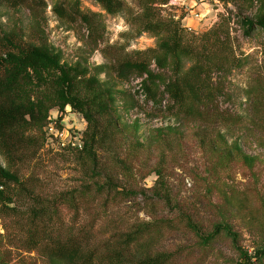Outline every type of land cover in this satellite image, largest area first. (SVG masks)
<instances>
[{
	"label": "rangeland",
	"instance_id": "rangeland-1",
	"mask_svg": "<svg viewBox=\"0 0 264 264\" xmlns=\"http://www.w3.org/2000/svg\"><path fill=\"white\" fill-rule=\"evenodd\" d=\"M57 1L69 12L76 2L0 0V56L51 46L64 64L80 65L87 78L113 88L109 117L118 128L94 161L62 146L81 144L87 129L83 116L70 107L53 109L50 120L62 138L46 127L31 131L34 146L13 158L0 151V165L20 182L4 189L13 199L9 209L0 202V264H51L39 251L26 252L24 243L29 209L40 204L57 211L53 227L63 234L92 228L95 245L144 227L151 230V251L174 253L178 264H245L231 240L221 235L203 245L187 223L192 220L203 234L226 223L250 255L264 249V32L247 36L241 28L242 18L264 13V0H210L211 21L201 32L186 31L163 0H156L151 12L144 11L146 0H121L125 9L117 15L80 0L90 25L76 14L60 19L53 10ZM150 18L178 22L188 45L202 55L198 64L186 61L182 72L194 69L195 82L211 95L202 115L173 108L168 96L157 106L146 99L141 79L123 83L111 70L158 46L151 34H139ZM102 65L108 69L98 73ZM164 78L173 80L175 74L166 71ZM234 145L254 157V165L232 157ZM109 185L120 193L114 199L95 193ZM69 195L74 203L63 201Z\"/></svg>",
	"mask_w": 264,
	"mask_h": 264
},
{
	"label": "trees",
	"instance_id": "trees-1",
	"mask_svg": "<svg viewBox=\"0 0 264 264\" xmlns=\"http://www.w3.org/2000/svg\"><path fill=\"white\" fill-rule=\"evenodd\" d=\"M92 1L98 3L111 15H117L125 9L121 0ZM155 1L146 0L144 11L151 12ZM79 4L80 0H76L72 4V11L69 12L64 3L57 1L53 10L62 20L76 14L81 21L90 25L88 15L80 11ZM241 28L247 36H251L257 29L264 32V13L254 19L242 18ZM141 33H149L157 38L158 46L113 65L111 70L116 78L123 83L133 77L141 79L140 86L146 99L157 106L161 105L163 98L168 96L173 108L177 107L187 115L196 117L202 115L203 109L211 101V95L204 93L203 84L195 82L192 77L194 69L182 75L186 61L198 64L202 56L188 45L183 35L184 29L174 20L150 18L142 23L139 30V34ZM107 69L108 66L102 65L98 68V73L106 72ZM169 70L175 74V79L167 81L164 72ZM87 74L88 70L80 65L64 64L61 54L48 45L1 55L0 151L7 157L13 158L19 152L30 149L34 146L35 140L28 134L33 130L42 131L48 127L51 110L58 109L64 112L70 107L83 116L87 122V129L83 134L81 151L72 148L63 149L87 153L95 161L96 150L103 143H108L111 130L118 128L114 124V119L109 117L115 93L113 88L100 82L97 77L87 78ZM161 87H163L162 91ZM228 153L249 165H254L256 162L254 157L245 155L237 145L231 147ZM12 183L20 184L17 176L0 165V202L3 208L9 209L7 204L13 203V199L4 192L5 187ZM109 187L108 190L100 187L95 193L113 199L120 194L115 192L116 188L112 189V185ZM121 194L131 195L128 192ZM69 197H62L63 201L74 203L75 197L73 195ZM29 211L28 221L25 220L24 224L26 252L39 251L51 264H178L179 262L178 256L174 253L151 251L150 229L139 227L95 245V237L91 235L92 228L81 227L78 232L63 234L60 229L53 227L54 215L57 212L55 209L40 204ZM187 226L203 245H209L223 235L231 240L245 264L264 261V249H258L250 255L240 246L238 233L226 223L218 224L209 234H203L192 220H188Z\"/></svg>",
	"mask_w": 264,
	"mask_h": 264
},
{
	"label": "built area",
	"instance_id": "built-area-1",
	"mask_svg": "<svg viewBox=\"0 0 264 264\" xmlns=\"http://www.w3.org/2000/svg\"><path fill=\"white\" fill-rule=\"evenodd\" d=\"M167 7H170V10L174 13L173 18L179 21L182 27L189 32H201L204 28L210 23L209 16L211 12V3L210 0H168ZM199 22V26L193 25V22ZM56 123H50L48 129L53 132L56 137L62 138L61 132L58 130ZM57 128V129H56ZM59 129H61L59 127ZM63 148H72V149H83V141L78 145L75 142H70L67 145H62Z\"/></svg>",
	"mask_w": 264,
	"mask_h": 264
},
{
	"label": "crops",
	"instance_id": "crops-1",
	"mask_svg": "<svg viewBox=\"0 0 264 264\" xmlns=\"http://www.w3.org/2000/svg\"><path fill=\"white\" fill-rule=\"evenodd\" d=\"M194 25H197V23H194Z\"/></svg>",
	"mask_w": 264,
	"mask_h": 264
}]
</instances>
